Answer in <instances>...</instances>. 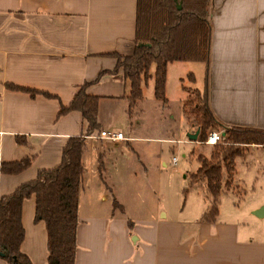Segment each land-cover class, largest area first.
<instances>
[{
	"label": "crops",
	"instance_id": "0c3cea01",
	"mask_svg": "<svg viewBox=\"0 0 264 264\" xmlns=\"http://www.w3.org/2000/svg\"><path fill=\"white\" fill-rule=\"evenodd\" d=\"M208 11L210 59L208 66L199 62L204 76L197 89L203 88L207 72L208 102L216 119L225 127L264 130V0H210ZM135 18L136 0H0V164L31 157V164L17 174L0 172V197L35 179L39 170L58 165L68 138L84 133L86 123L79 111L58 116L60 103L69 105L83 83H89L88 94L99 97L101 130H135L154 67L142 85L134 119L127 113L129 81L120 72L110 73L117 63L113 54L134 52ZM186 62L195 61L167 64L166 99L170 77L191 70ZM6 83L56 98L31 97L8 89ZM152 90L154 96V84ZM179 102L184 107L182 90ZM182 116L190 132L183 108ZM123 135L127 139L108 141L91 135L85 139L74 264H264V225L258 224L264 214H255L264 204H256L246 216L219 217L218 210L213 221L204 220L208 205L203 201L200 217L190 220L167 211L161 217L144 213L124 217L126 197L104 171L123 208L114 209L99 177L98 162L109 146L134 140L132 134ZM34 216L35 196L31 195L22 202L20 250L31 264H48L45 223ZM0 264L8 262L0 256Z\"/></svg>",
	"mask_w": 264,
	"mask_h": 264
},
{
	"label": "trees",
	"instance_id": "16d2710c",
	"mask_svg": "<svg viewBox=\"0 0 264 264\" xmlns=\"http://www.w3.org/2000/svg\"><path fill=\"white\" fill-rule=\"evenodd\" d=\"M209 3L210 0H136L134 52L131 56L113 54L117 63L110 71L122 73L129 81L127 113L130 119L134 108L142 99V85L151 77L152 67L154 96L165 104L166 67L169 62L195 61L208 66L212 33ZM88 85L89 83L80 85L69 105L60 103L58 110V116L73 110L79 111L86 123L84 133L68 138L58 165L39 170L35 179L20 184L11 194L0 197V256L8 264H31L29 258L20 250L24 238L22 202L31 195L35 196L34 219L43 220L45 223L47 263L74 264L78 194L85 172L82 163L85 139L93 132L101 131L97 120L99 97L86 92ZM6 87L26 92L31 97L42 94L56 98L50 93L12 83H6ZM194 91L200 101L197 107V140L204 142L210 128L223 132V143L213 145L220 152L213 150L209 158L199 156L200 166L190 176V183L202 185L212 198L209 210L202 216L204 220L213 221L218 214L217 201L222 188L223 168L227 173L224 186L230 187L235 157L244 154L243 147L250 144L264 145V130L225 127L216 119L208 102L207 72L203 88ZM17 142L24 143L19 136ZM30 164L31 157L28 156L19 161L2 162L0 172L17 174ZM98 171L100 179L112 196L114 209L122 208L106 183L102 155L99 157Z\"/></svg>",
	"mask_w": 264,
	"mask_h": 264
},
{
	"label": "rangeland",
	"instance_id": "374dc122",
	"mask_svg": "<svg viewBox=\"0 0 264 264\" xmlns=\"http://www.w3.org/2000/svg\"><path fill=\"white\" fill-rule=\"evenodd\" d=\"M186 65L191 70L180 77L177 71L170 77V93L165 104L152 94V76L153 82L149 83V88H144L139 124L132 133L128 128H122L123 133L132 134L134 140L111 145L102 155L106 175L116 182L126 197L124 217L138 218L143 213L147 217H161L167 211L170 216L190 220L200 217L202 201L204 206L208 205L206 212L210 208L212 198L202 185L190 183V176L200 166L199 156L209 158L213 150L220 151L213 145L188 137L199 129L197 107L200 101L194 90L202 87L204 71L199 62H186ZM181 90L185 108L179 102ZM138 104L131 119L135 118ZM182 108L190 132L186 129ZM211 130L219 129L210 128L208 132ZM243 148L244 154L234 159L230 187L224 186L227 173L223 168L222 188L217 201L219 217L237 213L246 216L253 206L264 204V148ZM173 157L177 159L175 164L172 163ZM130 190H133L132 195ZM261 221L259 226L264 225V218Z\"/></svg>",
	"mask_w": 264,
	"mask_h": 264
},
{
	"label": "built area",
	"instance_id": "2783aa9c",
	"mask_svg": "<svg viewBox=\"0 0 264 264\" xmlns=\"http://www.w3.org/2000/svg\"><path fill=\"white\" fill-rule=\"evenodd\" d=\"M96 139H103L108 141H119L127 139L122 132L111 131V130H101L95 136L91 135ZM205 144L215 145L223 143V132L222 130H211L207 133V137L204 141ZM176 157H173L172 162H176Z\"/></svg>",
	"mask_w": 264,
	"mask_h": 264
},
{
	"label": "water",
	"instance_id": "95a60500",
	"mask_svg": "<svg viewBox=\"0 0 264 264\" xmlns=\"http://www.w3.org/2000/svg\"><path fill=\"white\" fill-rule=\"evenodd\" d=\"M198 133H199V129H198L197 131H195V133H190V134L188 135L189 139H191V140H197ZM255 214H256L257 216H262V215L264 214V208H260L259 210H257V211L255 212ZM0 255H1V254H0Z\"/></svg>",
	"mask_w": 264,
	"mask_h": 264
}]
</instances>
